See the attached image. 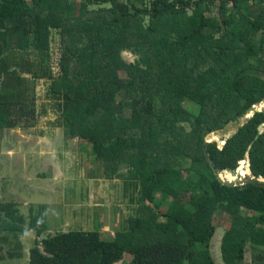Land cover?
Segmentation results:
<instances>
[{
    "label": "trees",
    "instance_id": "trees-1",
    "mask_svg": "<svg viewBox=\"0 0 264 264\" xmlns=\"http://www.w3.org/2000/svg\"><path fill=\"white\" fill-rule=\"evenodd\" d=\"M41 80L54 126L88 144L108 178L128 180L139 204L113 239L42 238L47 220L34 216L29 264H115L124 254L130 264H215L220 225L223 264H244L248 251L264 264V112L245 118L264 101V0H0V130L48 114L36 104ZM231 123L222 147L206 142ZM246 156L256 180L217 177ZM26 222L0 203V250L10 246L0 261L22 257L11 249Z\"/></svg>",
    "mask_w": 264,
    "mask_h": 264
},
{
    "label": "rangeland",
    "instance_id": "rangeland-1",
    "mask_svg": "<svg viewBox=\"0 0 264 264\" xmlns=\"http://www.w3.org/2000/svg\"><path fill=\"white\" fill-rule=\"evenodd\" d=\"M53 67L58 70L59 49L53 42ZM122 57L133 62L135 55L124 52ZM49 84L44 80L36 86V104L41 111L49 109L33 125L24 122L15 127L0 130V203L13 204L25 217L24 231L15 241L11 251L22 253L20 259L0 261V264H29L30 250L37 234L30 230L33 217L42 214L48 223V230L42 238L68 231H99L103 238L113 239L115 233L125 226V220L133 215L138 204V192L125 189L126 179H110L105 175L102 161H98L91 147L81 144L77 138L66 140L62 129L53 122L57 113L46 101ZM264 112V101L257 107ZM236 123L229 124L222 132L210 134L209 141L222 147L232 135ZM264 132V124L259 128ZM217 177L235 185H242L247 179L256 180L249 169L246 156L233 172L221 171ZM264 182V179L257 178ZM165 221L166 218L160 217ZM224 228H217L211 243V254L215 264H223L220 254V240ZM16 243V244H15ZM10 247V246H9ZM8 246H3L0 254H6ZM131 256L124 254L115 264H130ZM244 264H251L249 251Z\"/></svg>",
    "mask_w": 264,
    "mask_h": 264
},
{
    "label": "water",
    "instance_id": "water-1",
    "mask_svg": "<svg viewBox=\"0 0 264 264\" xmlns=\"http://www.w3.org/2000/svg\"><path fill=\"white\" fill-rule=\"evenodd\" d=\"M260 104V103H259ZM259 104H257V105H255V106H252V108L249 110V112L247 113V115H245V118H250L256 111H258V110H256V108L255 107H257ZM239 125H241V124H239ZM235 131V130H234ZM211 135L209 134L207 137H206V142H208V140L211 138L210 137ZM212 167L214 168L215 166L212 164ZM216 175H217V173H216ZM250 180V179H249ZM222 181V180H221ZM222 182H226V181H222ZM228 184H232V183H229L228 182Z\"/></svg>",
    "mask_w": 264,
    "mask_h": 264
},
{
    "label": "built area",
    "instance_id": "built-area-1",
    "mask_svg": "<svg viewBox=\"0 0 264 264\" xmlns=\"http://www.w3.org/2000/svg\"><path fill=\"white\" fill-rule=\"evenodd\" d=\"M241 162H244V161H241ZM241 162H240V163H241Z\"/></svg>",
    "mask_w": 264,
    "mask_h": 264
},
{
    "label": "clouds",
    "instance_id": "clouds-1",
    "mask_svg": "<svg viewBox=\"0 0 264 264\" xmlns=\"http://www.w3.org/2000/svg\"><path fill=\"white\" fill-rule=\"evenodd\" d=\"M244 161V160H243ZM240 165V164H239Z\"/></svg>",
    "mask_w": 264,
    "mask_h": 264
}]
</instances>
